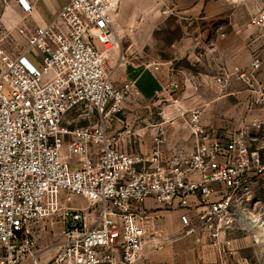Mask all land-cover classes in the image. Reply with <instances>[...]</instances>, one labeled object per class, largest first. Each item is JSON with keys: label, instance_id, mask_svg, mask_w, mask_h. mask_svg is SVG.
I'll list each match as a JSON object with an SVG mask.
<instances>
[{"label": "built area", "instance_id": "1", "mask_svg": "<svg viewBox=\"0 0 264 264\" xmlns=\"http://www.w3.org/2000/svg\"><path fill=\"white\" fill-rule=\"evenodd\" d=\"M121 1L67 0L50 23L1 36L0 264H149V249L159 251L167 240L148 202L185 211V235L202 232L225 256L234 224L229 192L264 181L261 149L252 147L247 130L219 140L204 128L199 109L188 121L191 152L165 156L161 128L147 156L120 150V134L109 130L126 104L139 101L136 82L117 84L114 77L128 63L113 29ZM18 4L30 10L25 0ZM248 27L264 31V12ZM263 65L264 50L252 69ZM160 66L153 61L146 68ZM229 80L215 78L221 86ZM254 108L264 110V88L247 101ZM46 221L61 224L63 241L43 262L34 233Z\"/></svg>", "mask_w": 264, "mask_h": 264}, {"label": "crops", "instance_id": "2", "mask_svg": "<svg viewBox=\"0 0 264 264\" xmlns=\"http://www.w3.org/2000/svg\"><path fill=\"white\" fill-rule=\"evenodd\" d=\"M25 1L30 10L23 11L22 14L31 17L32 21L28 20V24L18 27L33 29L50 23L67 0ZM171 2L175 17L182 23L183 34L174 46L173 60L168 63L155 61L161 65L156 72L146 66L128 64L122 72L118 70L114 77L117 84L126 80L136 82L139 101L142 104L160 105L164 100L174 101V97L178 95L174 103L177 107L173 109L170 105L168 108H160L159 124L145 119L137 125H130L128 121L125 125L116 119L109 135L120 134L119 148L122 152L147 156L152 147V137L161 128L166 138L163 147L165 156H170L177 149L191 152L195 141L190 130L185 133L177 119L167 121V118L173 114L176 117L184 115L198 109L195 106L200 105L202 108L211 109L210 113L215 115L211 121L206 119L201 111L204 128L213 130L219 140H224L228 132L245 128L252 140V147L260 148L264 159V134H259L260 130H264V110L247 109V101L257 90L264 88V65L258 71L252 69L253 57L264 50V31L248 27L254 16L264 12V0ZM0 16L5 19L7 12L2 15L0 11ZM18 27L12 28L8 22L0 21V43L1 36L5 33L15 36ZM184 61L187 65H180ZM221 75L229 76L228 85L221 86L215 82V78ZM211 89L216 91L217 96L210 93ZM216 102L218 105L215 106ZM186 123L188 125V121ZM146 207L155 216H164V212L157 209L152 202H148ZM162 224L159 225L167 242L159 251L149 249V264H175L182 260V257L177 258L178 246L171 242L165 232V229L169 234L174 232L176 219H165Z\"/></svg>", "mask_w": 264, "mask_h": 264}, {"label": "rangeland", "instance_id": "3", "mask_svg": "<svg viewBox=\"0 0 264 264\" xmlns=\"http://www.w3.org/2000/svg\"><path fill=\"white\" fill-rule=\"evenodd\" d=\"M173 9L171 0L121 1L120 6L113 14V29L121 39L122 49L127 56V65L134 64L144 67L153 61L168 63L173 60L174 46L183 37L182 23L175 17ZM0 11L2 15L7 12L5 19L0 16V21L8 22L12 28L26 25L28 20L32 21L31 17L22 14L23 9L18 4V0H14L7 6H0ZM28 59L35 67L41 69L33 56H28ZM181 64L185 66L187 62L184 61ZM210 93L217 96L213 89L210 90ZM177 96L174 97V101L164 100L160 105L142 104L140 101L130 102L128 103L131 104L130 107L126 104L124 113L116 119L125 125L127 121L130 125H137L138 122L145 119L153 124H159L161 122L160 108H168L171 105L175 109L177 104L174 103L178 99ZM216 105H218L217 102ZM195 107L203 112L206 119L212 121L215 118V115L210 113L211 109L202 108L200 105ZM175 112L177 111L175 110ZM189 118L190 112L177 117L173 114L169 115L167 121L177 119L182 125V130L186 133L189 131L186 123ZM78 126H85V124L82 123ZM259 134L263 135L264 130H260ZM228 196L232 200L234 224L227 235L231 247L225 256L220 254L219 246L211 244L202 232H199L198 236L185 235L186 228L182 227L180 221V216L186 213L185 211L163 209L161 210L164 212L162 218L154 215L160 225H163L165 219L172 217L176 219L177 225L172 234H169L165 229L171 242L176 247L178 246L177 258L182 257V260H178L175 264H264V181L243 190L229 192ZM188 215L193 225L200 227L199 217L196 213L191 211ZM197 237H203L201 244L196 243ZM34 238L36 251L41 260L49 261L57 253L63 241L61 224L51 221L44 222L35 231Z\"/></svg>", "mask_w": 264, "mask_h": 264}]
</instances>
